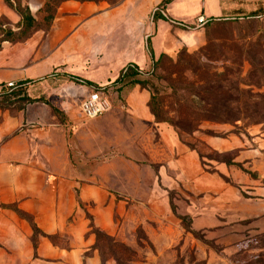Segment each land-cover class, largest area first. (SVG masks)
<instances>
[{"label":"rangeland","instance_id":"obj_1","mask_svg":"<svg viewBox=\"0 0 264 264\" xmlns=\"http://www.w3.org/2000/svg\"><path fill=\"white\" fill-rule=\"evenodd\" d=\"M3 1L8 12L0 14V21L4 27L16 29L21 16L7 0ZM46 1L20 0L34 15ZM71 1L86 6L92 13L83 22L111 27L103 33L108 38L93 39L80 50L82 55L94 61L88 65L90 73H86L87 76L115 74L117 63L146 60L147 66L141 67L144 75L140 78L147 81L150 95L157 94L160 106L170 119L162 123L190 149L194 147V151L201 154L206 172L218 174L224 182L237 188L249 203L260 204L264 217V13L252 17L248 0H240V3L244 2L242 14L199 23L200 16L195 15L203 9L200 3L203 1L200 0H185V4L179 5L172 3L169 10L162 0ZM224 1L238 4V0ZM260 3L264 7V0ZM98 6L100 10L95 9ZM157 12L167 18L154 21ZM72 15L74 12L60 11L54 21L40 22L41 29L38 31L41 40L27 47L30 55L27 66L43 63L48 54L53 53L54 49L43 42L54 23H63ZM177 15L194 16L179 18ZM49 25V31L45 32ZM30 38L3 42L0 54L4 48L11 49L16 45L26 47ZM148 40L153 55L149 50L151 46L148 48ZM61 48L65 49L63 57L48 75L26 85L25 94L35 101L19 109L11 107L15 105L11 103L18 101L15 97L5 102L0 96V146L8 144L14 136H22L27 140L25 149L22 156L20 153L14 155L15 159L37 163L48 174L72 176L75 178L74 192L76 196L78 193L77 197L79 186L89 183L85 177L89 178L93 169L110 161H116L117 168L122 171V175L114 177L113 188L128 186L129 190H133L138 179H145L150 185L153 183L152 174L157 172L159 165L149 161L141 165L134 158L140 155L141 147L135 137L137 123L126 101L130 90L124 91L112 82L95 83L75 75L70 66L73 57L70 53L76 49L71 50L64 45ZM106 61L108 65H105ZM103 62L104 65L101 64ZM110 67L112 69L109 70ZM147 73L150 75L146 76ZM73 77L93 85L108 86L111 108L97 118L85 117L80 105L94 87ZM2 79L0 89L3 88L2 83L15 82ZM19 104L16 102V105ZM6 105H10L7 106L9 108H5ZM53 105L62 112L57 114ZM2 149L13 153L10 146ZM223 160H233L241 167ZM244 169L255 172L257 176ZM169 197L175 215L182 220V227L185 232H190V236L183 252L175 249L168 253L165 251L158 264H264V230L258 231L254 226L246 225L240 243L217 244L193 230L191 221L187 220L190 218L188 215L178 214L180 193L170 191ZM79 205L85 218L92 216L91 209L85 207L82 201ZM244 221L248 224L252 219ZM156 224L154 220L145 218L137 228L138 251L122 240L115 239L109 243L105 236L97 242L96 236L91 233L95 242L82 256L86 258L97 249L101 260L105 261L114 258L110 255L114 250L124 264H152L150 256L156 252V247L146 231H150L151 226L157 227ZM53 235L54 243L47 239L54 246H71L68 236ZM96 243L98 248L94 247Z\"/></svg>","mask_w":264,"mask_h":264},{"label":"crops","instance_id":"obj_2","mask_svg":"<svg viewBox=\"0 0 264 264\" xmlns=\"http://www.w3.org/2000/svg\"><path fill=\"white\" fill-rule=\"evenodd\" d=\"M200 1H203L200 2L203 9L195 17L203 16L207 20L240 14L244 10V2L240 3V0L236 5L224 0ZM172 3L185 4V0H172L166 4L168 10ZM248 4L251 11L261 6L260 0H248ZM95 9L100 10V6ZM60 11L74 12V15L51 27L43 43L51 46L53 53L48 54L43 63L27 66L30 56L27 47L41 38L40 31H37L28 40L26 47L16 45L11 49L4 48V52L0 54V68L4 72L0 73V78L12 79L14 83L44 78L61 61L65 50L61 48L62 45L71 50L76 49L70 53L73 56L70 65L73 73L95 83L113 82L130 64L139 68L147 66L146 60L121 62L115 66V74L87 76L86 73H90L88 65L94 61L82 55L80 50L93 39L108 38L103 33L111 27L83 22L92 13L86 6L75 1L63 2L58 12ZM5 12H8L7 6L0 0V14ZM177 16L190 18L194 15ZM177 16L175 17L178 18ZM160 20L165 19L157 21ZM153 53L156 55L154 49ZM101 64L104 65V62ZM108 64L107 62L105 65ZM85 69L87 72H84ZM128 90L126 101L137 123L135 137L141 147L140 155L134 158L141 165H144V161H149L159 167L152 174L153 183L148 185L145 179H138L133 190H129L128 186L113 188L114 177L122 175L116 161L104 162L103 166L93 169L89 178L85 177L89 183L79 186V198L85 207L91 209L94 224L106 234L128 243L138 251L137 228L145 218L154 220L157 227L151 226L150 231H146L156 247V252L150 256L152 264H158L159 257L165 251L175 249L183 252L190 236V232L184 231L182 220L171 207L170 191L181 194L180 206L177 205L178 214L188 215L191 228L217 244L226 246L240 243L246 225L263 231V207L246 201L237 188L224 182L218 174L206 172L199 154L184 144L172 129L155 121L148 105L150 92L147 89L137 85ZM25 140L17 135L8 144L0 146V264H118L115 258H108L103 262L97 249L92 250V254L86 258L82 256L94 244L95 236L90 233V221L85 218L75 195V178L48 174L37 163L21 159L17 161L14 155L20 153L22 156ZM9 146L13 153L1 150ZM10 203H16L19 208L31 214L43 232L68 236L71 246H54L46 237L40 236L35 250L33 229L29 222L12 209L2 207L3 204ZM245 219L252 221L247 224Z\"/></svg>","mask_w":264,"mask_h":264},{"label":"trees","instance_id":"obj_3","mask_svg":"<svg viewBox=\"0 0 264 264\" xmlns=\"http://www.w3.org/2000/svg\"><path fill=\"white\" fill-rule=\"evenodd\" d=\"M65 1H68V0H47L45 5L37 11L36 15H34L31 13L28 6H23L21 4L20 0H7V3L9 5L13 6L16 9V11L19 13V15L21 16V20L16 25V29H12L11 27H9V28L4 27L5 25L0 21V44H2L5 41L16 42V41H23V40L30 38L36 31L41 29V26H40L41 21H43V20H47L48 22L54 21L55 17L58 14L59 7ZM83 1H85V0H83ZM88 1H96V0H88ZM171 1L172 0H162L161 2L165 5ZM263 13H264V7H262V6H259L255 10L250 11V15H252V17L260 16ZM240 14H242V13H240ZM240 14H236V15H240ZM165 18H167V17H165L161 12H157L153 17V20L157 21L159 19H165ZM214 20H216V19H209L208 22L214 21ZM50 27H51V25L48 26V29L45 30V32H48ZM150 46H151V43L148 40V48ZM149 50H150L151 55H153L152 54V46H151V49L149 48ZM138 68L139 67L137 65L127 66L126 69L123 70L112 83L118 84V85H120V87H122L124 89H130V88H133L137 85H139L142 88H146V86H147L146 82L147 81L145 79L140 78L144 74H142L138 70ZM150 73H147L145 75L149 76ZM73 78L78 80V81H82L87 85H93L91 82L83 81V80L75 78V77H73ZM28 83H31V81L15 83L14 87H8L7 85H3L2 86L3 88L0 89V96H2L4 98L5 102H8L13 97H15V99L18 101L11 103V104H15V105H11V107L14 106V107H17L19 109H23L26 104L35 101V99H31L30 97H28V95L25 94L26 85ZM93 87L98 88L99 86L93 85ZM20 98H22V99H20ZM16 102H19L20 104L16 105ZM21 102H23V103H21ZM148 105H149L150 111L153 114L156 122H166V121L170 120L169 117L166 115L164 109L160 106L159 99H158L156 93H152V95H150V100L148 102ZM7 106H10V105H6V107L5 106L4 107L9 108ZM53 109L57 114H60L62 112V110L55 105H53ZM191 149L195 150L194 147H192ZM199 156L201 158V154H199ZM223 162H225L227 164H236L239 167H241L240 163L234 162L233 160H223ZM245 171L248 172L249 174H251L252 176H257V174L255 172L248 171V170H245ZM77 196H78V193H77ZM77 199L80 203V201H81L80 198L77 197ZM2 207L12 209L13 211H15L18 214L19 217H21L22 219H25L27 222H29V224L31 225V227L33 229V244H34L35 250L37 248V244H38V240H39L40 236H44V237L48 238L51 242L54 243L55 236L53 234H48V233L43 232L37 226L33 216L31 214H29L28 212L24 211L23 209L19 208L16 203L3 204ZM87 218H89V221H90V224H89L90 233H93L96 236L97 242L101 236H105L108 239L109 243H111V241L112 242L116 241L114 237L106 234L104 231L99 229L94 224L92 216L87 217ZM187 220H188V218H187ZM94 247L98 248L97 243L95 244ZM129 250L131 252H133L131 249H129ZM101 254L104 255L102 253V251H101ZM110 255L117 260L118 264H124L123 259L114 250H111Z\"/></svg>","mask_w":264,"mask_h":264},{"label":"built area","instance_id":"obj_4","mask_svg":"<svg viewBox=\"0 0 264 264\" xmlns=\"http://www.w3.org/2000/svg\"><path fill=\"white\" fill-rule=\"evenodd\" d=\"M206 20L207 19H205L203 16L198 18L199 23H205ZM130 66L134 65L130 64ZM138 70L141 73L144 72V70L141 68H138ZM14 85V82L7 84L8 87H14ZM107 91L108 90L106 86H99L87 94L80 105L81 112L85 117L89 119L97 118L111 108V102L108 98Z\"/></svg>","mask_w":264,"mask_h":264}]
</instances>
